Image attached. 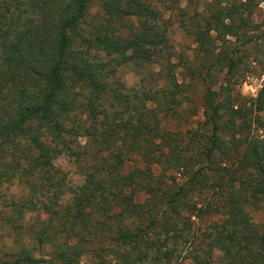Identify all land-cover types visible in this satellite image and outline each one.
Masks as SVG:
<instances>
[{"label":"trees","instance_id":"16d2710c","mask_svg":"<svg viewBox=\"0 0 264 264\" xmlns=\"http://www.w3.org/2000/svg\"><path fill=\"white\" fill-rule=\"evenodd\" d=\"M94 1L0 0V184L19 175L32 193L49 197L45 219L21 223L31 205L27 198L10 203L20 216L9 221L40 247L52 248L49 258L36 257L20 236L17 247L1 252L7 257L0 264H184L175 262L176 245L192 237L180 225L205 210L222 215L215 241L225 254L215 259L197 252L189 264H264V222L253 224L246 211L247 203H264V83L254 98L239 103L215 100L219 92L210 91L204 112L210 132L200 140V153L171 155L176 151L169 139L177 138L161 127L158 111L178 114L177 91H165L160 106L158 92L131 95L112 82L118 66H145L163 50L160 10L147 0H98L93 12ZM228 10L221 5L219 12ZM220 15L208 20L210 29ZM234 67L231 58L229 72ZM108 98L122 108L107 112ZM151 101L156 108L148 106ZM117 117L124 124L112 135L106 129ZM254 124L257 134H249ZM122 131V140L130 138L127 149L112 138ZM79 137L87 139L79 151L84 184L64 201L67 177L55 160L80 144ZM149 141L155 149L145 148ZM91 150L99 161L89 164ZM138 151L147 167L123 174L129 154ZM165 161L160 177L172 170L185 178L159 192L152 166ZM141 173L148 182L137 188ZM211 187L223 190L217 206L201 197ZM140 189L149 194L143 203L135 200ZM107 233L113 235L108 251L102 239ZM93 243L98 248L91 253Z\"/></svg>","mask_w":264,"mask_h":264},{"label":"rangeland","instance_id":"374dc122","mask_svg":"<svg viewBox=\"0 0 264 264\" xmlns=\"http://www.w3.org/2000/svg\"><path fill=\"white\" fill-rule=\"evenodd\" d=\"M147 1H151L160 10V22L166 28L167 43L163 50L145 66L135 63L118 66L112 82L114 87L127 88L126 93L131 95L138 89L158 92L157 103L161 104L160 106L165 104L163 93L167 90H176L178 103L173 105V110H176L178 114L171 117V115H165L164 110L158 111L161 127L176 135L177 139H169L176 151L170 153L171 155L180 153L185 156L192 154L196 156L200 153V140L210 132V128L205 125L204 115L207 94L210 91L219 92L215 95V100L231 97L239 103L254 98L264 83V0ZM93 5L92 11L96 12L98 0H95ZM221 5L229 6L231 10L224 11L225 15L221 14L219 12ZM213 14L221 15L219 21L211 25L210 29L208 20L213 17ZM230 14L233 17H230ZM132 20L135 23V19ZM123 30L126 28L124 27ZM231 58L235 60V67L229 72ZM175 82L179 85L175 86ZM148 106L156 108V102L151 101ZM105 108L107 112H115L117 108L121 109L122 105L108 98ZM124 120L117 117L112 124L115 127H109L106 131L113 135L115 129H121ZM224 120L230 123V126H236L234 118L232 121L229 120V115H226ZM255 126V124L251 126L249 134H257L258 130ZM123 137L124 131L115 134L112 138L123 142L127 149V146H130V138L122 140ZM78 140L80 144L76 142L73 150L55 160V165L60 169L59 174L67 177V193L62 197L64 201L68 200L73 192L80 190L84 184V174L81 170L85 164V158L79 151L83 150L87 139L79 137ZM229 140L227 136L225 140L227 146H230ZM150 141L145 143V148L155 149L156 146H153ZM159 141L157 139L158 143ZM95 156L91 150L87 157L89 164L99 161ZM167 164L165 161L164 165L154 164L152 166V171L157 176L152 183L159 192L170 185L176 186L185 178L182 172L172 170L166 173L167 176L160 177L159 175ZM146 167L144 156L138 151L129 154V160L125 163L122 172L129 174ZM168 175L174 176L175 182L173 177ZM146 176L144 173L140 174L137 188L140 184L148 182ZM136 186L134 185L135 188ZM0 189V258L3 256L1 253L3 250L9 251L14 246L17 247L14 241L20 236L23 237L24 246L31 254L40 257L44 253L49 258L51 247H40L30 233H25V231L19 233L9 221V217L15 218L17 213L10 203L21 202L27 198H30L31 205L25 209V215L21 216L23 218L21 223L28 224L45 219L48 216L49 197L41 192L32 193L24 178L19 175L13 177L11 181L0 184ZM213 191V187L209 190L205 189L201 197L212 201L217 206L223 196L221 195L223 190ZM148 197L146 190L140 189L135 195V200L143 203ZM246 211L253 224H263L264 203L257 205L247 203ZM222 220L221 214L208 213L206 210L200 216H192L191 221L185 220L180 225V229L183 230L184 236L189 234L192 238L190 242L183 238L176 245L178 259L175 258V262L189 264L191 263L190 256L197 252L204 254L208 251L215 259L223 257L225 251L215 241L216 226ZM102 239H104L103 246L108 251L106 247L113 246V235L103 234ZM90 246L91 253L98 248L96 243ZM6 257L7 255L3 256V258Z\"/></svg>","mask_w":264,"mask_h":264}]
</instances>
